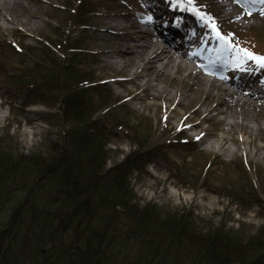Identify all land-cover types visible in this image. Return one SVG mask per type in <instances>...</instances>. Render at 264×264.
<instances>
[{"label":"rangeland","instance_id":"obj_1","mask_svg":"<svg viewBox=\"0 0 264 264\" xmlns=\"http://www.w3.org/2000/svg\"><path fill=\"white\" fill-rule=\"evenodd\" d=\"M79 1H83L86 11L95 10L89 19L82 10H78V15L72 19L79 25L87 22V29L83 30L75 29L72 26L75 24L69 23L68 19L71 13L75 14L73 10L77 11ZM135 1L145 9V14L149 11L140 0ZM51 2L50 6H31V12L40 13L34 19L38 22L34 29L28 14L22 12L15 17V23L0 20V148L4 153L14 159L46 156L51 143L60 140L62 125L57 101L61 95L52 88L56 84L52 81L65 86L74 80L77 85L81 81L102 80L105 85L87 95V100L95 103L93 110L113 103V106H120L113 111L112 121L105 118L104 110L100 108L91 122L109 121L114 125L106 126L104 130V150L108 152L106 169L131 158L130 166L125 169L128 188L124 198L130 199L128 206L137 205L138 212L148 206L167 214L190 215L197 233L201 234L217 232L246 242L259 232L263 233L264 197L260 195L258 185L260 180L264 184V67L256 66V71L251 70L253 75L258 73L254 86V90L258 89L253 98L255 106L240 108V105L228 102L227 109L220 108L216 106V91L212 85L192 89V80L181 81L182 74L173 73L172 69H168L172 70L170 77L163 74L150 82L152 96L142 90L145 78L136 81L140 85L123 89L107 80L116 73L106 65L107 55H114V44L106 32L99 30L100 23L124 25L125 22L116 17L119 13L126 19L145 21L146 18L141 14H130L120 0ZM160 2L163 5L168 0ZM261 7L264 3L259 9ZM245 16L249 18L243 24L248 26L241 35L258 34L264 25V10H246ZM212 18L217 20V16ZM221 21L226 25L224 28L233 24L230 18ZM26 33L32 36L27 37ZM122 33L119 31L120 37L124 36ZM11 38L22 47L21 56L7 43ZM43 47L54 58L53 67L43 61L40 55ZM70 47L94 51V55L88 53L87 57L73 59ZM228 54L235 59L234 50H229ZM118 60L115 65L120 68L121 61ZM31 69H34L32 74ZM38 75L47 84L41 98L35 86ZM31 83L34 87L29 91L26 86ZM248 85H253L252 81ZM131 92H136L142 99H133L128 95ZM206 93L211 96L209 99ZM53 100L56 101L53 103ZM211 107H218L222 112L212 110L207 114ZM182 115L199 121L200 127L185 128L188 123L180 120ZM233 123L237 124L234 130ZM119 124L122 129L118 128ZM176 130H184L185 137L194 141L197 152L170 144L169 136ZM220 137L222 144L217 147L216 141ZM252 138L254 143L250 142ZM256 193L259 203H251L249 207L240 204L237 196L233 197V194H245V200H248ZM123 224L127 225L126 219L121 217L119 225Z\"/></svg>","mask_w":264,"mask_h":264},{"label":"trees","instance_id":"obj_2","mask_svg":"<svg viewBox=\"0 0 264 264\" xmlns=\"http://www.w3.org/2000/svg\"><path fill=\"white\" fill-rule=\"evenodd\" d=\"M40 52L53 67L48 50ZM45 81L35 77L40 98ZM52 83L61 95L60 140L32 159H14L0 148V264H264V229L245 242L197 233L190 215L128 206L131 158L106 169L102 124L109 123L91 122L102 108L94 111L87 100L93 88L85 85L92 82ZM258 186L264 197L261 180ZM234 195L243 206L259 203L258 193L248 200ZM121 217L127 225H119Z\"/></svg>","mask_w":264,"mask_h":264},{"label":"bare ground","instance_id":"obj_3","mask_svg":"<svg viewBox=\"0 0 264 264\" xmlns=\"http://www.w3.org/2000/svg\"><path fill=\"white\" fill-rule=\"evenodd\" d=\"M143 3L150 8V22L144 23L143 21H135L131 19H126L123 14H116V17L124 21L125 24H111L108 22L101 21L100 31L106 32L108 38L113 41L114 51L113 56H108L107 67L115 69L116 73L107 78L108 82L116 83L123 89L130 90L129 85H140L137 80L140 78H145V84L142 86V90L146 91L147 95L152 96L150 93L152 84L150 83L155 78H160L161 75L166 74L170 77L171 71L173 73L180 72L182 74L180 80H192L190 83V88L195 89L201 85L208 84L212 85L213 89L216 91V106L225 107L228 102L232 105H240V108L245 106H255L256 102L253 101L254 96L246 92L244 88H240L234 85L232 82L224 78L223 75L217 74L212 71L209 67L210 64L213 65L214 62H223L225 57L218 54L215 50L217 45L214 42H207L205 46L202 47V51L205 54V59L207 63L196 56L195 54L186 55L182 53L180 40L177 41V47H172L167 39H163L160 35V21L168 17L169 11L160 5L159 0H142ZM225 0H212V3L219 14L224 13V17L239 19L244 18V13L238 8L239 5H245V0H229L230 5L223 4ZM52 4L51 0H0V20L7 23H15L14 19L19 12L28 14L30 23L34 24L31 26L32 29L36 28L38 25L37 21L34 19L40 16V13L31 12V6H36V8L46 5L50 6ZM89 15L87 14L86 18ZM177 19L180 15H175ZM187 19L197 20L196 16H188ZM29 22H27L28 25ZM185 25V23H184ZM184 29L186 28L183 27ZM119 31L123 32L122 38L119 37ZM204 29H198V33L201 34ZM25 36L31 37V33H26ZM183 49L194 45H200V41L193 40L192 38H187ZM142 42H144L142 44ZM176 44H174L175 46ZM203 45V44H202ZM210 45V46H208ZM216 45V46H214ZM205 47V48H204ZM120 59V68L116 67L117 59ZM168 69H172L169 71ZM168 70V71H167ZM233 69L231 68L228 72L231 73ZM158 78V79H159ZM130 95L133 99H142L136 92H131ZM243 96V97H242ZM211 97L206 93V98ZM145 104V102H142ZM177 105L180 103L177 101ZM264 104V103H263ZM218 107H211L207 114H210L212 110L216 113L222 112ZM221 114V113H220ZM207 115H204L206 117ZM180 120H187L193 128L200 127L199 121H195L192 117L187 115L180 116ZM234 127L237 126L236 123L231 124ZM243 129H247L243 126ZM200 134V133H199ZM222 139L219 138L216 141L217 147L222 144ZM251 143L255 142V139L250 140ZM231 155V154H230Z\"/></svg>","mask_w":264,"mask_h":264},{"label":"snow or ice","instance_id":"obj_4","mask_svg":"<svg viewBox=\"0 0 264 264\" xmlns=\"http://www.w3.org/2000/svg\"><path fill=\"white\" fill-rule=\"evenodd\" d=\"M190 2L194 3V0H190ZM197 14L199 15V12H197ZM201 18L203 19L204 17H201ZM208 23H209V26L212 28V31L215 34L216 38L222 41L223 45H226V47H223V50L224 51H228V50L235 51V59L233 60V63L236 64V66L239 67L240 65L244 64L245 60H251V61H255L261 67H264V56L254 54L248 49L240 48L238 45H234L232 43L231 38L223 34L219 30V28L215 25V23L212 22L211 18H209Z\"/></svg>","mask_w":264,"mask_h":264}]
</instances>
